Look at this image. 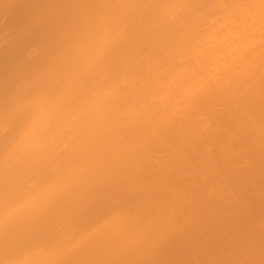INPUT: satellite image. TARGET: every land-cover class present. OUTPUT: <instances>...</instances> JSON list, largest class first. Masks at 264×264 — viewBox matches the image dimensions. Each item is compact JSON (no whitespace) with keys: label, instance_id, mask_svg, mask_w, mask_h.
<instances>
[{"label":"bare ground","instance_id":"obj_1","mask_svg":"<svg viewBox=\"0 0 264 264\" xmlns=\"http://www.w3.org/2000/svg\"><path fill=\"white\" fill-rule=\"evenodd\" d=\"M0 22V264H264V0Z\"/></svg>","mask_w":264,"mask_h":264},{"label":"rangeland","instance_id":"obj_2","mask_svg":"<svg viewBox=\"0 0 264 264\" xmlns=\"http://www.w3.org/2000/svg\"><path fill=\"white\" fill-rule=\"evenodd\" d=\"M19 6H21V5H19ZM22 6H23V5H22ZM17 7H18V6H17ZM20 9H22V8H20ZM13 10H14V11H13ZM15 10H16V13L18 14L19 11H17L16 8L12 9L13 12H15ZM18 10H19V9H18ZM22 10H23V9H22ZM12 11H10V10H9V12L7 11L9 14H8L7 12H6L7 14L5 13V15H6V16L8 15L7 17H10V18H9L8 23H6V19L8 20V18H7L6 16H4L3 18L5 19V21H4V19H2V20H3L2 22L6 23V24L4 25V23H3L2 25H4V26L9 25V27H11L12 24H11V21H10V20H12V19L15 20V19H16V16H17L16 13L12 14ZM22 12H23V11H22ZM24 12H26V11H24ZM10 13H11V14H10ZM20 13H21V11H20ZM15 14H16V15H15ZM10 15H12V16H10ZM13 15H15V16H13ZM23 16H24V14H23ZM23 16L21 15V17H23ZM11 17H12V18H11ZM13 17H14L15 19H14ZM19 17H20V16H18L17 18H19ZM18 20H19V22H20V19H18ZM16 21H17V20H16ZM2 22H0V25H1ZM9 22H10L11 25L9 24ZM14 22H15V21H14ZM16 25H17V22H16L15 24H13V27L16 26ZM5 45H6V44H5ZM1 49H3V48H1ZM1 49H0V51H1ZM7 50H8V49L5 48V50H2L1 53H3V51L6 52ZM7 52H8V51H7ZM8 53H9V52H8ZM8 53H7V54H8ZM3 54H4V55H7V54H5V53H3ZM2 56H3V55L0 54V58H1ZM8 56H9V58H10V55H9V54L7 55V57H8ZM4 57H5V56H4ZM9 58H7V59H9ZM2 59H3V57H2ZM0 60H1V59H0ZM3 60L5 61V64L8 62V61H6V58L3 59ZM3 60H2V61H3ZM4 61H3V62H4ZM5 64L2 65V62H0V65H2V66H0V69H1V67H3ZM6 65H7V64H6ZM6 65H5V67H6ZM5 67H3V68L5 69ZM4 69H2V70H4Z\"/></svg>","mask_w":264,"mask_h":264}]
</instances>
